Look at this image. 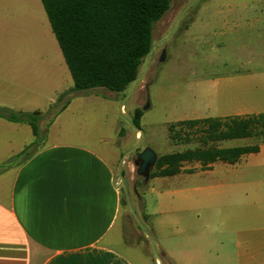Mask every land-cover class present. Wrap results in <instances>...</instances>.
I'll use <instances>...</instances> for the list:
<instances>
[{"label":"rangeland","instance_id":"obj_1","mask_svg":"<svg viewBox=\"0 0 264 264\" xmlns=\"http://www.w3.org/2000/svg\"><path fill=\"white\" fill-rule=\"evenodd\" d=\"M231 3H245V0H170L169 10L152 28L151 51L143 59L137 79L123 93L101 88L73 90L43 10L34 13L35 21H25V30H20L16 38H1L0 108L16 113L41 112L39 126L43 135L35 141L27 125L0 120V198L3 190L9 188L15 169L23 162L20 153L26 147L42 148L52 143L90 147L113 160L115 177L120 178L123 238L139 245V252L143 247L153 264H175L162 260L160 247L176 253L177 244L184 241L179 230L164 225L179 215L155 214L159 206L157 192L185 185L214 196L230 192L234 184L245 183V175L264 172L260 168L264 154L243 156L233 166L217 163L208 172L146 182L136 174L134 166L137 156L145 149L158 157L204 147L205 141L207 146L216 148L254 146L262 142L259 137L208 141L204 139L206 127L182 123L236 112V103L230 96L242 93L231 78L245 75L249 69L245 66L244 17L238 21L237 33L229 34L230 26L210 12L211 8ZM249 35L264 36V29L259 32L256 28ZM261 67L260 71L264 72V66ZM114 97L117 100H110ZM136 108L143 111L139 132L131 127ZM116 121L117 128L123 130L121 136L117 135ZM182 167V173L202 170L197 162H187ZM182 200L178 195L168 196L164 205H178ZM204 219L201 214L199 220ZM216 227L215 231H201L203 243L216 240L217 257L206 255L203 261L177 264H244L237 258L242 254L243 238L245 249L249 243L248 249L254 250L256 243L264 240V233L251 231L257 227L256 221L242 215L221 216ZM245 264H264V261L245 260Z\"/></svg>","mask_w":264,"mask_h":264},{"label":"crops","instance_id":"obj_2","mask_svg":"<svg viewBox=\"0 0 264 264\" xmlns=\"http://www.w3.org/2000/svg\"><path fill=\"white\" fill-rule=\"evenodd\" d=\"M42 10L40 0H0V40L16 38L20 30H25V21H35L34 13ZM210 12L230 26L229 34L237 33L238 21L244 17L245 66L249 67L245 75L231 78L242 93L230 96L236 103V112L214 118L264 114V72L260 71L264 66V36L249 35L256 28L259 32L264 29V0L226 4L211 8ZM58 57L56 54L57 63ZM198 119L206 118L191 120ZM117 122L115 128L120 135ZM258 148L257 153L246 155L262 156L264 143H259ZM217 163L222 162L206 167L199 163L202 170L157 178L208 172ZM260 166L264 170V160ZM115 175L113 160L77 144L52 143L23 161L0 198V264H153L143 247L139 252V245L128 243L122 236L121 192L115 186L120 178ZM202 193L197 187L185 185L157 192L159 206L155 214L177 213V219H169L164 225L176 228L184 236L176 253L160 247L163 261L196 263L206 260V255L217 257L216 240L203 243L201 230L215 231L221 216L242 215L255 220L257 227L251 231L264 233V172L245 175V183L234 184L230 192L214 196ZM176 195L183 197L181 204L164 205V198ZM201 214L203 221L199 220ZM246 246L245 249L243 238L238 260L244 264L245 260L264 261V240L256 243V250L248 249L249 243Z\"/></svg>","mask_w":264,"mask_h":264},{"label":"trees","instance_id":"obj_3","mask_svg":"<svg viewBox=\"0 0 264 264\" xmlns=\"http://www.w3.org/2000/svg\"><path fill=\"white\" fill-rule=\"evenodd\" d=\"M51 32L72 80L73 90L105 89L123 93L137 79L139 67L152 47V28L170 8V0H40ZM141 109L133 111L131 127L140 131ZM42 114L0 108V119L25 124L35 141L42 137ZM206 127L208 141L259 137L264 143V114L183 121ZM123 130H120V136ZM204 142V141H203ZM157 157L149 179L182 172V164L202 167L222 162L234 165L241 156L257 153L258 145L216 148L206 145ZM40 148L28 146L23 161Z\"/></svg>","mask_w":264,"mask_h":264},{"label":"water","instance_id":"obj_4","mask_svg":"<svg viewBox=\"0 0 264 264\" xmlns=\"http://www.w3.org/2000/svg\"><path fill=\"white\" fill-rule=\"evenodd\" d=\"M145 109L146 108H143V110ZM156 160H157L156 154L150 149L143 150L137 156V159L134 162V166L136 168V174L142 177L144 182H146L149 179L150 172L153 170Z\"/></svg>","mask_w":264,"mask_h":264},{"label":"built area","instance_id":"obj_5","mask_svg":"<svg viewBox=\"0 0 264 264\" xmlns=\"http://www.w3.org/2000/svg\"><path fill=\"white\" fill-rule=\"evenodd\" d=\"M119 183L118 181L115 182V186L118 187L119 186Z\"/></svg>","mask_w":264,"mask_h":264}]
</instances>
